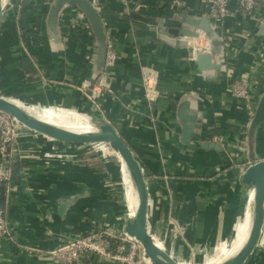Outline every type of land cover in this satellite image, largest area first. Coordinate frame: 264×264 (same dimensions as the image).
<instances>
[{
  "label": "crops",
  "instance_id": "crops-1",
  "mask_svg": "<svg viewBox=\"0 0 264 264\" xmlns=\"http://www.w3.org/2000/svg\"><path fill=\"white\" fill-rule=\"evenodd\" d=\"M183 1L182 7L173 11L170 0H98L97 12L107 40L117 52L112 93L100 92L95 81L91 89L79 94L88 78L92 33L73 31L67 36L60 23L62 51H53L46 36L44 5L11 0L0 37V95L30 106L27 109L33 115L44 110L57 115L69 109L56 107L81 108L83 103L91 111H99L143 168L150 229L153 234L162 233L161 243H157L182 264H187L191 252L197 263L209 264L213 261L207 258L209 249L227 237L216 254L225 251L235 241L238 222L247 225L248 205L238 180L250 163L245 146L250 118L246 103L232 98L228 88L232 81L243 78L252 105L264 88V0H255V18L240 13L235 0L229 3L230 15L215 26L225 44L227 73L214 81L196 74L186 48L165 41H174L168 30L183 28V13L204 17L201 0ZM143 67L159 73L155 88L161 96L152 110L142 96ZM187 92L200 94L204 103L201 125L192 142L184 146L179 141L175 112L178 100ZM219 138L226 143V147L220 144L222 151L200 148L202 143ZM19 142L25 156L13 165L16 191L6 214L16 241L0 242V264H58L49 258L34 259L23 250L45 253L107 223L118 229L122 213L127 216L131 186L110 153L100 158L89 148L55 145L28 135ZM260 146L264 157V128ZM52 147L74 155L77 161L65 164L42 158ZM83 187L87 194H82ZM78 194L82 196L63 217L55 210L49 212L59 199ZM174 230L178 233L172 238ZM195 247L200 248L199 254L193 253ZM261 249L262 244L248 264H264ZM81 264L113 263L88 256Z\"/></svg>",
  "mask_w": 264,
  "mask_h": 264
},
{
  "label": "water",
  "instance_id": "water-1",
  "mask_svg": "<svg viewBox=\"0 0 264 264\" xmlns=\"http://www.w3.org/2000/svg\"><path fill=\"white\" fill-rule=\"evenodd\" d=\"M11 0H0V37L7 20ZM44 25L46 36L51 49L56 52L62 51L60 35V13L64 8L74 7L80 11L93 36V50L88 61V78L80 87L91 89L93 83L103 72L107 36L106 31L97 12V8L91 0H50L43 4ZM178 13H175L176 16ZM183 28H171L168 35L174 38L170 43L176 48H186L188 51V61L194 66L196 74L208 81H214L220 75L227 73L224 56V42L219 30L213 22L206 16L192 17L183 13L181 17ZM262 28L264 23L262 22ZM141 75H148L156 82L159 73L155 70H141ZM19 102L8 99L0 95V112L10 116L17 124L30 131L36 136L50 140L60 145H70L95 150H105L111 156L119 159L124 166L128 179L134 188L136 196V210L133 218H127L125 212L119 219L118 229L105 224V229L113 236H127L137 242L144 255L151 264H181L176 258L160 249L155 242L161 243L162 233L150 229V202L146 185L145 175L138 159L135 157L131 147L120 136L115 127L108 122L99 111L81 112V108H76V112L84 114L95 126L96 131L91 133L72 132L61 127L50 125L39 120L35 115L29 114ZM204 103L202 96L195 92H187L178 100L176 106V121L180 129V143L189 145L195 132L201 125L202 108ZM26 107H30L25 105ZM33 107V106H31ZM58 108V107H56ZM264 128V88L257 99L253 114L246 127L245 146L248 166L239 177V188L246 202L248 194L253 192V205L251 208V224L248 237L240 251L233 257L220 264H248L253 255L261 246V239L264 236V157L262 156L260 138ZM204 150L222 151V147L214 142H204L200 145ZM82 194L89 191L82 188ZM82 195L78 194L69 199H59L49 212L55 210L61 218L65 210L73 205ZM11 237L16 241V235L10 229ZM177 231L171 233L174 238ZM201 252L199 247H195L194 254Z\"/></svg>",
  "mask_w": 264,
  "mask_h": 264
},
{
  "label": "built area",
  "instance_id": "built-area-1",
  "mask_svg": "<svg viewBox=\"0 0 264 264\" xmlns=\"http://www.w3.org/2000/svg\"><path fill=\"white\" fill-rule=\"evenodd\" d=\"M32 1L35 4H45L50 0ZM231 1L232 0H201L202 14L203 16L208 17L215 26H219L230 15L228 5ZM235 1L240 13L246 17H256L257 4L255 0ZM91 2L96 8L98 7V0H91ZM183 2V0H170V8L173 11H177L182 7ZM60 23L63 33L67 36L71 35L73 31H77L79 34L91 33L90 27L84 15L74 7H67L61 11ZM116 63L117 52L113 43L108 41L103 72L96 81V87L100 90V92L103 91L106 94L112 93L111 81L114 77ZM263 65L264 61L262 66ZM142 69L154 70L148 67H143ZM158 76L155 82L151 76L141 75L143 100L146 107L150 110H152L153 106L157 103L161 96L155 88ZM228 92L232 98L246 103L248 106V116L251 118L256 103L254 105L251 104L250 89L247 82L243 78L232 81L228 88ZM96 94L98 95V93ZM24 135H28L35 140L40 138L17 124L7 114L0 112V190L3 189L6 196V211L0 206V242L2 240L12 241L9 221L6 214L11 195L16 191V187L12 182L13 165L16 161H20L25 156L24 151L21 149V143L19 142L21 137ZM214 142L226 147V143L223 142L221 138L214 139ZM54 144L57 145L56 143ZM238 149L241 151L244 150L243 147H240L239 145ZM94 152L97 153V150ZM97 155L100 157L98 153ZM42 158L48 161L53 159L58 160L59 162H63L65 164L77 161L74 155L63 153L55 147H52L51 151L43 154ZM104 237L117 238L116 240L118 243L114 248H111ZM23 251L26 255H29L34 259L49 258L58 264H81L82 259L88 256L96 258L100 261L112 262L113 264H151L137 242L125 235L120 237L113 236L105 229V226L95 228L89 234L78 239L68 241L55 249L46 251L45 253L33 252L32 249L27 248Z\"/></svg>",
  "mask_w": 264,
  "mask_h": 264
},
{
  "label": "bare ground",
  "instance_id": "bare-ground-1",
  "mask_svg": "<svg viewBox=\"0 0 264 264\" xmlns=\"http://www.w3.org/2000/svg\"><path fill=\"white\" fill-rule=\"evenodd\" d=\"M23 107H25L26 111L33 115L29 109H27V107L25 105H22ZM80 113V112H79ZM82 114V113H80ZM84 115V114H82ZM85 116V115H84ZM42 118H44V120H41L45 123H48L50 125H55V126H58V127H61L63 129H66V130H69V131H72V132H77V133H91V132H94L96 131V128L95 126L92 124V122L88 119V117H86L87 119V122H85L84 124L82 125H79V126H75V127H72L73 125H76L73 123V125H69L65 122L64 118L61 117V116H57V115H54L53 113H50V112H44L42 115H41ZM70 118V117H69ZM76 119V118H75ZM40 120V119H39ZM70 120V119H69ZM71 122V121H70ZM72 124V123H71ZM106 152L105 150H97V153L100 155V156H105L106 155ZM118 163H119V169L122 173V175L129 181L128 179V175H127V172L124 168L123 165H121V162L120 160L118 159ZM130 183V181H129ZM130 186H131V199H130V202H129V207H128V212H127V218H133L134 214H135V210H136V206H137V202H136V196H135V191H134V188L133 186L131 185L130 183ZM247 205H248V210H247V225L246 223H241L238 222V226H237V231H236V234L234 236V239L237 240L238 243H240V245L237 247V249L229 254L228 257H226L225 259H223L222 261H220L219 263L217 264H220L221 262L233 257L234 255H236L240 249L243 247V245L245 244L246 242V239L248 237V233H249V228H250V224H251V208H252V205H253V192L252 193H249L248 194V198H247ZM245 215V214H244ZM233 240V239H232ZM156 245L162 249V247L157 243L155 242ZM230 244V243H229ZM231 246V244H230ZM229 249V248H228ZM164 250V249H162ZM165 251V250H164ZM226 253V252H225ZM223 256V255H222ZM224 257V256H223ZM182 264V263H181Z\"/></svg>",
  "mask_w": 264,
  "mask_h": 264
},
{
  "label": "rangeland",
  "instance_id": "rangeland-1",
  "mask_svg": "<svg viewBox=\"0 0 264 264\" xmlns=\"http://www.w3.org/2000/svg\"><path fill=\"white\" fill-rule=\"evenodd\" d=\"M59 109H63V110H71V111H64V112H61V113H57V115H60L61 117L64 118L65 122L69 125H73L76 124V125H73L72 127H75V126H79V125H82L84 124L85 122H87V119L84 115L80 114L79 111L76 112V108L75 106H67V107H58ZM93 111H97L96 109H92ZM81 112L85 111V112H88V111H91L90 107H88L86 105V103H83V106L81 107L80 109ZM44 112H47V110H44L43 112H40V113H37V114H34L38 119L40 120H44V118L41 117V115L44 113ZM49 112V111H48ZM51 113V112H50ZM55 114V113H54ZM70 117V118H69ZM76 118V119H75ZM70 119V120H69ZM71 121V122H70ZM72 123V124H71ZM40 137V136H39ZM111 159H113L114 163H118L116 158L111 156ZM116 165V164H115ZM118 165V164H117ZM121 183H122V179H121ZM120 183V184H121ZM121 191L123 192V184H121ZM122 199H123V196H122ZM238 222V221H237ZM236 222V223H237ZM235 223V225H236ZM234 225V226H235ZM105 226V225H104ZM234 230V229H233ZM264 237V236H263ZM227 237H223L222 239H220L215 245H213L208 253H207V258L211 259L213 258V261H210L211 263L209 264H217L219 263L220 261H222L223 259H225L226 257L229 256V254L233 253L237 247L240 245V243H236L237 240H235L233 242V244L228 245L225 249V251H222V252H219L218 254H216L217 252V248L224 245V243L227 241ZM239 244V245H238ZM262 244V249H261V252L263 255H264V239H263V243ZM237 246V247H236ZM229 248V249H228ZM226 252V253H225ZM191 256H189V258L187 259V264H199L197 263L195 257H192V252L190 253ZM224 257H223V256Z\"/></svg>",
  "mask_w": 264,
  "mask_h": 264
},
{
  "label": "trees",
  "instance_id": "trees-1",
  "mask_svg": "<svg viewBox=\"0 0 264 264\" xmlns=\"http://www.w3.org/2000/svg\"><path fill=\"white\" fill-rule=\"evenodd\" d=\"M27 67H29L28 63L26 65ZM6 196L4 193V190L1 189L0 190V206L6 211ZM104 239H106V241L108 242V244L111 246V248H114L115 245L118 243V241L116 240L117 238H110V237H104Z\"/></svg>",
  "mask_w": 264,
  "mask_h": 264
}]
</instances>
